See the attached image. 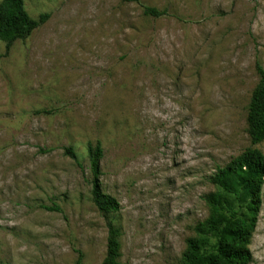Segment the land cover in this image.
Wrapping results in <instances>:
<instances>
[{
  "label": "rangeland",
  "instance_id": "obj_1",
  "mask_svg": "<svg viewBox=\"0 0 264 264\" xmlns=\"http://www.w3.org/2000/svg\"><path fill=\"white\" fill-rule=\"evenodd\" d=\"M23 1L49 19L10 50L0 40V264H103L109 222L123 263L182 264L209 203L248 216L249 193L213 180L251 146L264 0ZM98 145L120 204L108 216L91 196ZM261 198L252 264L264 185Z\"/></svg>",
  "mask_w": 264,
  "mask_h": 264
},
{
  "label": "trees",
  "instance_id": "obj_2",
  "mask_svg": "<svg viewBox=\"0 0 264 264\" xmlns=\"http://www.w3.org/2000/svg\"><path fill=\"white\" fill-rule=\"evenodd\" d=\"M144 12L155 18L166 14L151 7H145ZM48 19V14L41 15L38 20L32 19L24 8L23 0H3L0 6V40L10 50L17 41L28 39ZM256 66L259 84L252 94L247 118L251 146L227 167L218 169L213 180L219 189L229 195L239 197L243 191L249 193L248 216L243 217L237 212L227 215L218 206L209 203L210 216L195 228V237L187 241L182 264L253 262L249 247L259 221L264 185V154L257 148L264 142V69L259 63ZM66 154L73 160H78L72 148L66 149ZM103 156L100 145L89 148L92 201L101 214L108 216L119 212L120 204L102 189ZM45 208L61 211L58 207ZM108 230L107 252L103 264H127L121 261L118 230L111 222L108 223Z\"/></svg>",
  "mask_w": 264,
  "mask_h": 264
}]
</instances>
